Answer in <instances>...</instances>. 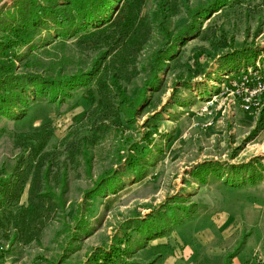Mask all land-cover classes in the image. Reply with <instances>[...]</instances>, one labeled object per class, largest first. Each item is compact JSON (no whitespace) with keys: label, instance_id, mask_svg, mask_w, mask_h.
<instances>
[{"label":"rangeland","instance_id":"374dc122","mask_svg":"<svg viewBox=\"0 0 264 264\" xmlns=\"http://www.w3.org/2000/svg\"><path fill=\"white\" fill-rule=\"evenodd\" d=\"M71 1L0 0V80L22 87L0 104V181L31 140L61 162L40 214L27 188L0 195V264H264V0H142L152 37L96 132L85 96L112 30H83L126 0H96L94 23Z\"/></svg>","mask_w":264,"mask_h":264},{"label":"trees","instance_id":"16d2710c","mask_svg":"<svg viewBox=\"0 0 264 264\" xmlns=\"http://www.w3.org/2000/svg\"><path fill=\"white\" fill-rule=\"evenodd\" d=\"M223 1L224 0H214L209 6L210 9L221 4ZM96 2V0H72L70 3L77 4L75 10L77 11L78 17L85 15L84 19L86 21L94 23L97 19L91 8ZM142 5V0H126L122 8H116V13L118 12V15L115 18V21L117 20V25H114L113 29L108 28L113 25L111 23L112 19H110L104 24L93 26L90 29L92 30L91 32H86L88 31L87 27L83 30L85 33H90L89 35H93L96 31H99L95 29H100L101 31L112 30L111 32L109 31L107 38L109 43L103 53V56L105 57L104 62L110 57L109 61L106 63V69H103L102 71L96 70V73L94 74L96 75L94 82L97 88L98 99L96 101L92 90H87L85 96L86 100L94 106L92 112L96 115V118L93 117L92 132H96L99 128L106 126L104 123L111 119V114L112 116L117 114L115 105L113 106L115 97H121L124 95V90L120 84L121 82L127 84L130 83V73L135 70V60L139 53L145 49L147 43L152 37V26L150 22L147 21L146 17L140 16ZM221 5L226 6L227 4ZM41 12L42 9L39 8L36 15H39ZM54 15L57 16V21L60 24L67 20L66 18H63V16L60 17L58 12H55ZM78 17L74 18V20L78 19ZM30 23H34V19L31 18ZM107 23H109V25L105 26ZM10 78H14L9 82L12 86L11 89L8 90L6 86L2 89L5 92V97L1 95L2 90L0 89V104L9 101L6 99V96L9 93H15L14 91H20L22 89L18 84L20 82L18 81V78L12 76ZM10 78L7 79L10 80ZM7 79L0 80V83ZM25 82L28 87L31 86L28 81ZM67 83L69 82L53 83L45 80L41 85L44 87L42 90L50 89L51 87L55 92L58 91V93H60V91H62L64 93L62 88L63 85H66ZM91 114L93 113L89 112L88 114L83 115V117L91 116ZM96 127L98 129H95ZM47 139L48 137H45L44 142ZM41 142H43V138L38 141L31 140L27 143L25 147V150H27L19 157L16 163V168L12 176L13 179L0 181V195L7 199L8 206L19 204L21 195L24 193L25 188H27L26 205L24 204L21 207L25 212L32 215L40 214L44 211L47 205L46 201L51 199V196L55 195L49 185V179L52 173L51 171L54 168L57 169L61 163L58 161L54 164L52 159L46 161V157L58 155L55 148L51 152L48 151L43 153L40 158L37 159V156L43 150V145L40 144ZM77 148L78 146L76 143L69 142L66 144L65 150L62 149L60 151L67 155L63 161L66 168L70 165L68 164L69 160L74 163L78 159ZM61 194H63V191H61ZM53 200H55V198ZM104 255L101 260H104L103 264H107L111 258H107L108 256Z\"/></svg>","mask_w":264,"mask_h":264},{"label":"built area","instance_id":"2783aa9c","mask_svg":"<svg viewBox=\"0 0 264 264\" xmlns=\"http://www.w3.org/2000/svg\"><path fill=\"white\" fill-rule=\"evenodd\" d=\"M247 108H249V106H247Z\"/></svg>","mask_w":264,"mask_h":264}]
</instances>
